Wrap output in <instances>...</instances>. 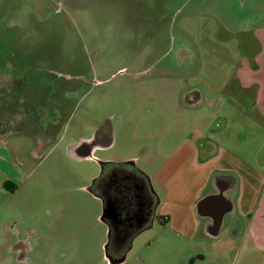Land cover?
<instances>
[{
    "label": "rangeland",
    "instance_id": "1",
    "mask_svg": "<svg viewBox=\"0 0 264 264\" xmlns=\"http://www.w3.org/2000/svg\"><path fill=\"white\" fill-rule=\"evenodd\" d=\"M0 117V264H111L99 162L164 197L154 172L205 133L264 176V0H0ZM223 240L156 219L122 264H264Z\"/></svg>",
    "mask_w": 264,
    "mask_h": 264
},
{
    "label": "crops",
    "instance_id": "2",
    "mask_svg": "<svg viewBox=\"0 0 264 264\" xmlns=\"http://www.w3.org/2000/svg\"><path fill=\"white\" fill-rule=\"evenodd\" d=\"M189 101L192 107L198 105ZM204 140H210L205 133L185 139L154 172L153 179L165 190L161 197L156 189L158 222L166 219L162 225L187 239L201 234L224 238V259L229 253L242 254L250 238L251 248L264 253V176L226 149L210 148V143L205 147ZM147 229L140 227V234Z\"/></svg>",
    "mask_w": 264,
    "mask_h": 264
},
{
    "label": "flooded vegetation",
    "instance_id": "3",
    "mask_svg": "<svg viewBox=\"0 0 264 264\" xmlns=\"http://www.w3.org/2000/svg\"><path fill=\"white\" fill-rule=\"evenodd\" d=\"M17 86L18 84L14 83L13 89L11 86L8 89L13 92ZM186 99L191 100L189 95ZM9 124V118L5 120L0 117V128L5 129ZM91 148L83 144L80 151H91ZM129 162L133 163L104 166L102 174L92 185V191L97 197H101L109 205L111 201L116 204V214L111 215L108 209V219L105 220L110 227L111 243L108 246V253L115 261L127 257L134 239L141 232L140 227L150 228L156 219L158 220L155 214L160 204L157 191L152 181L139 171L136 163Z\"/></svg>",
    "mask_w": 264,
    "mask_h": 264
},
{
    "label": "water",
    "instance_id": "4",
    "mask_svg": "<svg viewBox=\"0 0 264 264\" xmlns=\"http://www.w3.org/2000/svg\"><path fill=\"white\" fill-rule=\"evenodd\" d=\"M103 167L104 166H106V165H108V163H105V162H99ZM128 163H133V162H128ZM103 172V171H102ZM102 174V173H101ZM91 192H93L92 191V187L89 189ZM94 193V192H93ZM99 198H101V197H99ZM102 199V198H101ZM103 200V199H102ZM110 203V205H109V212H110V214L111 215H115L116 214V212H117V208H116V204L113 202V201H111V202H109ZM102 220L105 222V218H104V213H103V216H102ZM109 241H110V233H109ZM108 244H109V242H108ZM108 244H107V246H106V250H107V257H108V259L110 260V262H111V264H122V263H124L125 262V260H126V258H124V259H122V260H119V261H115L113 258H112V256H110L109 255V253H108Z\"/></svg>",
    "mask_w": 264,
    "mask_h": 264
},
{
    "label": "trees",
    "instance_id": "5",
    "mask_svg": "<svg viewBox=\"0 0 264 264\" xmlns=\"http://www.w3.org/2000/svg\"><path fill=\"white\" fill-rule=\"evenodd\" d=\"M113 165H116V164H114V163H108V165H106V166L109 167V166H113ZM143 175H144V174H143ZM101 177H102V176H101ZM97 180H98V179H97ZM10 184H11L10 181H6V182L3 184V187H4L5 189L8 190ZM15 189H16V188H15ZM103 202H104V218H105V220H107V219H108V209H109V204H108L104 199H103ZM165 221H166V219H164V221L161 222V224H164ZM110 243H111V240L109 241L108 246H110Z\"/></svg>",
    "mask_w": 264,
    "mask_h": 264
}]
</instances>
